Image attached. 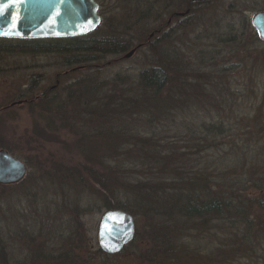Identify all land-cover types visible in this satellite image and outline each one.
<instances>
[{"label":"rangeland","instance_id":"1","mask_svg":"<svg viewBox=\"0 0 264 264\" xmlns=\"http://www.w3.org/2000/svg\"><path fill=\"white\" fill-rule=\"evenodd\" d=\"M123 1L101 0L104 15L97 29L100 35L119 34L129 44L125 52L92 54L85 68L67 66L64 55L56 52L0 53V106L14 103L1 116L0 144L10 146L12 151L4 149L28 166L21 182L0 187V264H29L30 257L45 248L55 255L74 251L75 264H151L148 260L159 256L162 246L153 228L175 235L183 226V243L204 245L208 252L198 264L203 259L212 258L215 264L221 257L232 258L222 247L252 256L238 263L264 264V247L252 251V243H247L235 248L233 238L241 229L221 231L216 214L210 213L207 221L185 220L172 206L166 210L156 206L150 217L127 194L136 184H146L145 192L152 184L162 190L159 199L174 193L183 197L184 189L196 191L192 187L202 181L199 193L208 197L222 180L264 179V40L253 24L255 14L264 10V0H198L196 9L178 6L175 12L186 13H176L175 18L172 9L164 13L160 0L163 5H156L145 20L123 16ZM160 26L169 34L158 41ZM148 36L151 46L143 41ZM158 62L168 72L158 94L166 107L145 113L158 106L146 100L137 107L129 104L122 116L89 108L69 122L56 118L54 132L43 136L45 151H37L40 141L34 142L31 133L45 120L29 102L15 104L19 97L40 98L48 91L58 105L73 107L71 102L67 105L69 90L95 77L107 88L118 85L119 94L131 103L142 88L140 72ZM77 81L82 82L78 87ZM56 166H63L58 172H66L64 182L63 174L47 173V167ZM88 168L111 175L116 191L104 192L96 178L87 175ZM258 198L264 201L260 192ZM108 201L136 208L135 239L116 255L99 252L98 229ZM256 208L251 211L254 217L263 219L264 209ZM251 221L252 230L262 238L264 224ZM253 241L257 247L259 240ZM260 242L264 244V239Z\"/></svg>","mask_w":264,"mask_h":264},{"label":"trees","instance_id":"2","mask_svg":"<svg viewBox=\"0 0 264 264\" xmlns=\"http://www.w3.org/2000/svg\"><path fill=\"white\" fill-rule=\"evenodd\" d=\"M97 1L101 3V0ZM165 1L166 0L163 1V5L161 3L159 4L160 0H124V3H121V8L123 10L120 12L126 18H137L145 20L146 18L151 17L152 13L155 11L156 5H163L164 8L162 7V9L164 10V13L167 15V12L172 9L171 15L172 18H175L177 17L176 13L178 14V12H175V9L179 8L178 6L181 7L184 4L186 8H190L192 10L196 9L194 8V6H197L198 4L195 2L198 0H172V4L165 3ZM202 2H200L199 5H201ZM100 12L103 16V5L101 4ZM164 13H162V15ZM164 28L165 27L162 28L160 26L157 29L159 30L158 36L160 37L158 39L156 38L158 41L163 38L165 39L169 34V31L167 30L168 28L166 27L165 31L163 30ZM99 32L100 29H96L95 31L86 35L66 38H0V53L7 51H25L31 53L56 52L64 55L65 64L67 66L73 67L75 65H79V67L84 66L85 68L86 63L90 62L91 59H93L91 57L92 54H117L125 52L130 48L128 46L129 44H125V41H123L122 38L118 36L119 34L115 35L112 33H108L100 35ZM147 39L148 40H143L146 41L144 44L147 46H151L152 44H150L149 39L152 38H149L148 36ZM130 41L133 42V39H131ZM15 47H18V49L12 50ZM70 70H73V68H71ZM139 75V82L142 88L141 90H139L140 92L134 102L131 103L128 102V99H126L123 94H119L118 85L112 84V86L107 88L105 87L104 81L102 82L101 80H98L95 77H93L94 80L86 81L83 84L81 81H77V87L78 85H82L76 89L72 88L69 90V93L67 94V105L71 102L73 104V107L69 106L68 108H66L63 105L64 102L58 105L54 101V99L51 98V95H48V91L45 92L40 98L37 97L28 99L25 95L19 97V99L17 100H26V102H29L31 104V106L36 108L38 107V117L40 119L43 118L45 120V124H39V126L36 125L33 129L36 132L31 133L33 135L32 137L34 139V142L40 141V145L37 144V151L41 153L45 151L46 146H44L43 136L50 135L54 132L55 126L57 127V124L55 122L56 118H60V121L63 123L66 121L69 122L70 118L76 117V114H79V112L81 113L84 110H88L89 108L91 110H101L105 113H114L115 115L119 114V116H122L123 114L121 112L124 111V109H127L129 104H131L129 107H137L141 101L144 105L146 100L150 101V106H152L153 104L158 106H156L155 108H151L145 113H153L154 109H156L157 107H166V105L164 104V98H158V94L161 92V89H163V87L166 85L168 78V72L165 69L164 64L158 62L152 67L143 69ZM121 78L123 77L121 76L117 79L120 81ZM150 98H153L154 100H151ZM10 107V105L0 106V119L2 114H5ZM70 110H72L73 113L70 112ZM69 114H73V116H69ZM110 119H112V117ZM49 130H52L53 132L49 133ZM219 130L220 134H223V130H225V128L221 126ZM0 148H7L8 150L12 151V148L4 143L0 144ZM61 167L63 166H56L50 168L47 167V173L52 175L54 173H58L63 174L64 176L66 172H58L59 168L61 169ZM85 170L87 175H89L90 177L94 176L96 178V182L100 184L101 187L106 189V191L104 192H107V190L109 193H113L114 190L116 191V185L111 184V181H114L111 175L101 176L96 172L89 170V168ZM64 181L65 176L62 182ZM201 183L202 181H200V184ZM200 184L198 186L192 187V189L196 190L193 192L185 193L184 189V198L180 194L174 193L170 197L169 195H167L166 198L161 197L162 199H159L158 193H161L162 190H157L158 187L153 186L152 184L150 185L151 189H147L148 192H145L142 189L146 187V184H136L132 189L128 190L127 194L130 197L132 196L137 208L140 207L145 214H151L150 217L154 215V208L156 209V206H160V208L164 210H166L168 206H172L174 207V213L177 210L176 215L179 214L178 216L182 217L185 220L188 218L197 217L198 219H202V221H207L206 219H208L207 217L210 213L216 214L215 217H217L216 219L218 220L219 228H222L221 231H223V229L235 231L234 229L236 227H239V229H241L238 233L236 232L237 238H233L235 241L232 244L235 246V248H239L243 245L245 246L247 245V243H252V251L254 249L256 251L264 247V244L260 242L263 241L264 235L262 238H260V235H257L258 233H254V231L252 230L253 224L251 221H256L260 226L264 224V218L262 219L260 217L258 220L254 217V211L251 212L252 210H254V206L257 207V211H260V209H264V201L262 202L258 198L259 192L260 196L263 195L264 197V179L260 180V182H255L251 180L243 181L238 180L237 178H235V181L232 182L230 180H222L218 183L219 186L214 192L215 196H212L210 193L207 192L206 195H208V197L204 196V193L201 194L202 192L199 193V190H203V185ZM0 187L5 188L10 186L0 185ZM256 193H258L257 196H255ZM110 196L111 195L109 194L108 197ZM170 198L171 200H173L172 203L170 202ZM107 208H121L129 211L133 215H136V208H133V206L129 204L112 203V201H108ZM182 228L183 229L178 228V231L177 233H175V235L166 231L164 232L165 229L159 230L158 227L153 228L156 229L155 231H153L154 235L157 237L156 240L159 243L161 242L162 246L157 250L160 255L156 256V258L154 259L150 258L148 260L151 264H171L172 262L175 264L176 260L180 261L178 264H188L190 260L192 261V264H198L197 262L199 261V257L208 253L207 250L204 248V245L188 246V243L184 244L182 239L185 238L184 232L186 231V229L184 226ZM231 238L232 237H229L227 239ZM255 239L259 240V244L257 247L254 246L253 240ZM220 250L224 253V255H230L233 257H221L219 258V260H216L214 262L215 264H237L239 261H242V258H244L245 261L248 260L247 257L252 258L250 254L244 256L241 253L239 255L238 252L225 251L223 247L220 248ZM71 252V250H68V252H65L63 254L55 255L54 253H50L49 251H47L45 248L43 250H39L36 255H32L30 257V260L32 262H30L29 264H75V261H77V257L74 251V253ZM99 252L103 253L101 250H99ZM254 252H252V254ZM236 253L237 255H235ZM143 258H146V256L143 255ZM200 262H202V264H213L212 258L209 260L203 259V261ZM24 263L28 262L25 261ZM238 264H241V262Z\"/></svg>","mask_w":264,"mask_h":264},{"label":"water","instance_id":"3","mask_svg":"<svg viewBox=\"0 0 264 264\" xmlns=\"http://www.w3.org/2000/svg\"><path fill=\"white\" fill-rule=\"evenodd\" d=\"M101 22L97 0H0V38L81 36L95 31ZM253 24L264 40V10L255 14ZM135 50L128 52L126 57H130ZM27 171L25 161L7 149H0V185L21 182ZM135 235L136 225L132 213L121 208L104 212L98 229L101 251L108 255L119 254L135 239Z\"/></svg>","mask_w":264,"mask_h":264},{"label":"flooded vegetation","instance_id":"4","mask_svg":"<svg viewBox=\"0 0 264 264\" xmlns=\"http://www.w3.org/2000/svg\"><path fill=\"white\" fill-rule=\"evenodd\" d=\"M171 21H172V18L169 19V23H170ZM18 101H20V100H18ZM18 101H16V103H17ZM21 101H22V100H21ZM24 101H26V100H23V102H24ZM10 106L13 107L12 104H11Z\"/></svg>","mask_w":264,"mask_h":264},{"label":"snow or ice","instance_id":"5","mask_svg":"<svg viewBox=\"0 0 264 264\" xmlns=\"http://www.w3.org/2000/svg\"><path fill=\"white\" fill-rule=\"evenodd\" d=\"M110 219H111V217H110Z\"/></svg>","mask_w":264,"mask_h":264}]
</instances>
